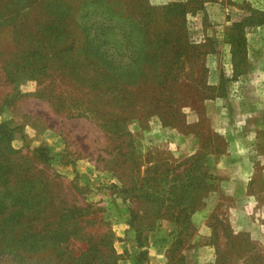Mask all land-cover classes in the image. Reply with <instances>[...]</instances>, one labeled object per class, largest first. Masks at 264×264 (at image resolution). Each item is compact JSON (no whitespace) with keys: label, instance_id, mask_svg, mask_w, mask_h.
<instances>
[{"label":"rangeland","instance_id":"374dc122","mask_svg":"<svg viewBox=\"0 0 264 264\" xmlns=\"http://www.w3.org/2000/svg\"><path fill=\"white\" fill-rule=\"evenodd\" d=\"M0 136V264H24L27 235L71 214L96 241L110 231L116 263L134 264L187 207L208 209L215 264H264L242 199L264 189V0H0ZM254 161L248 183L230 181ZM204 171L205 187L181 186ZM190 220L169 233V264L184 262ZM86 247L63 250L91 264Z\"/></svg>","mask_w":264,"mask_h":264},{"label":"trees","instance_id":"16d2710c","mask_svg":"<svg viewBox=\"0 0 264 264\" xmlns=\"http://www.w3.org/2000/svg\"><path fill=\"white\" fill-rule=\"evenodd\" d=\"M174 5H179V4H174ZM169 77H174L173 75H171V73H167L166 76V81L169 79ZM165 84V83H164ZM166 90L168 91V85H164L162 87V91ZM160 93H166L165 91ZM165 103H170L174 101L173 96H170L168 99L164 100ZM163 108V107H162ZM172 112H173V105H169V108L166 109L165 111H163L162 113L160 112L159 114L162 116V122L163 124H169L168 120L169 118H172ZM171 124V123H170ZM0 138H3V136H0ZM39 152V156L40 158H47V153H45L46 149L44 147H39L38 149H36ZM16 149L9 147L7 148V152L12 155L13 153H16ZM18 158H20L18 156ZM13 159V157H12ZM203 162L201 164L202 169H204L205 167V154H203V158H202ZM10 157H8L6 159L7 163L9 165L5 166L8 170H10V167L14 166L15 163L10 161ZM12 163V164H11ZM17 164V163H16ZM16 169L13 172V175L11 176L10 180L13 179H17L16 175H15ZM208 175V172L204 171L203 172V177H199L198 180H195L193 176L189 175V178L187 180L181 181V186L186 189V190H190V189H195V188H202L205 187L207 185V182L205 181L206 176ZM4 180V176H2L0 174V184L3 182ZM18 181V179L15 181V183H11L10 181L6 183L10 184V185H14L16 184ZM8 184V185H9ZM9 189V188H8ZM11 190L13 191V189H9V192H11ZM149 191L146 190L144 191L143 194H148ZM142 194V195H143ZM152 194V193H151ZM151 194L148 196V198L151 196ZM136 196V195H135ZM189 207H187L186 209H182L180 211H178L177 213H170L169 217L171 219V221L176 222L177 225V229H180L182 227L183 224H186L190 217L191 214L193 212V210H187ZM71 222L69 224H61L59 229H55L53 231V233H47L46 231L44 232L41 228L40 229H36L34 232H31L30 234L27 235L28 237V242L27 245H23L22 251L29 253V256H26L23 261H21V263L23 262L24 264H36V263H32L31 261H29V257L32 256V252L37 251L39 248L41 247H47L50 245L51 247V254L54 255V260L50 259L48 262H44L43 264H81L83 261L79 260V257L77 256H73L70 255V253L65 252V250H63V246L65 243L68 242V244L71 241H83L87 244V247L85 249V251H83L81 253V255L86 252H90V254H88V256L92 255V260H90L89 263L91 264H96L99 259L100 260H108L110 258V260L107 262V264H117L116 263V259L119 258V255L116 253L114 247H113V241H114V237L112 234L109 233L105 234L104 236H101L99 238L98 241H96L93 237H88L85 235V233L83 232V227L80 225L82 220H80L78 218V215L76 216H72L71 214ZM131 217L133 219V217H135V213L132 210L131 211ZM158 217V216H156ZM130 219L128 221V224H130L132 226V228L134 227L135 231H138L137 237H136V241H138V246L141 247L142 243H143V227L136 225L133 220ZM155 220V219H154ZM182 223V225L180 223ZM149 229H152L151 225L149 227ZM44 240L43 243H41ZM59 242V244L57 245L56 242ZM249 242V241H248ZM41 243V244H40ZM61 243H63L62 245H60ZM69 252V251H68ZM147 253L146 250H140L139 251V255L138 256H134L135 258L133 259L134 264H142L140 262V259L145 258V254ZM31 255V256H30ZM21 256H25V255H21ZM87 258H91L88 257ZM89 261V260H88ZM86 262V261H84ZM87 263V262H86ZM42 264V263H41ZM149 264V263H146Z\"/></svg>","mask_w":264,"mask_h":264},{"label":"crops","instance_id":"0c3cea01","mask_svg":"<svg viewBox=\"0 0 264 264\" xmlns=\"http://www.w3.org/2000/svg\"><path fill=\"white\" fill-rule=\"evenodd\" d=\"M254 163L255 161L248 163L244 168L238 170L236 175L230 176V181L236 182L242 179L248 183L254 176ZM207 164L209 166L210 163L206 161V165ZM230 192L235 195L234 191ZM242 199L244 202L243 207H245V212L247 214L243 219L247 224H250L252 239L264 245V189L256 192L246 190L245 196ZM246 205L250 206L252 209L256 208L257 216L255 218L250 216V212L248 208H246ZM200 208L194 210L190 217V221L198 226V230L195 236L189 239L187 244L189 248H184L185 255L183 264H215L216 262V241L211 237L212 233L208 231L206 222H201L203 214H205L208 209L206 207L203 209ZM164 229L167 232L163 234L156 233V242L152 241L150 246H148V256L145 261L149 264H169L167 253L171 251L170 247L173 244L172 236L170 237L169 233L174 235L177 225L170 222ZM164 235L169 237L164 239Z\"/></svg>","mask_w":264,"mask_h":264}]
</instances>
